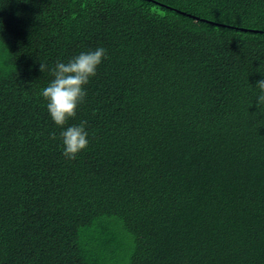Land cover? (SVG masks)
I'll return each instance as SVG.
<instances>
[{"label":"trees","instance_id":"trees-1","mask_svg":"<svg viewBox=\"0 0 264 264\" xmlns=\"http://www.w3.org/2000/svg\"><path fill=\"white\" fill-rule=\"evenodd\" d=\"M97 47L69 160L39 65ZM260 79L264 0H0V264H264Z\"/></svg>","mask_w":264,"mask_h":264},{"label":"clouds","instance_id":"clouds-1","mask_svg":"<svg viewBox=\"0 0 264 264\" xmlns=\"http://www.w3.org/2000/svg\"><path fill=\"white\" fill-rule=\"evenodd\" d=\"M106 57V50L97 47L95 50L80 52L67 62L57 61L51 69L40 63L41 72L48 70L53 79L42 89L40 96L46 102V109L51 120L62 130L59 133L62 155L69 160L76 159L77 155L88 146L87 121H80L65 127L69 119L76 116L77 108L85 101L87 91L85 85L91 77L96 75L97 67ZM259 89L256 97V106L264 104V79L256 82ZM56 139V134L50 135Z\"/></svg>","mask_w":264,"mask_h":264},{"label":"water","instance_id":"water-1","mask_svg":"<svg viewBox=\"0 0 264 264\" xmlns=\"http://www.w3.org/2000/svg\"><path fill=\"white\" fill-rule=\"evenodd\" d=\"M177 12H180V13H183V14H186L187 16H190L192 18H196V19H199V20H202V21H206V22H209V23H213V24H218V23H215L213 21H210V20H206V19H200L198 17H195L193 15H191L190 13H184L182 11H179L177 10ZM219 25V24H218ZM242 30H248V31H253V32H261L262 30H259V29H252V28H241Z\"/></svg>","mask_w":264,"mask_h":264}]
</instances>
